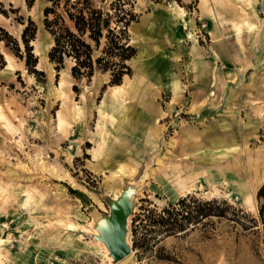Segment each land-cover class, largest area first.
Instances as JSON below:
<instances>
[{"label":"rangeland","instance_id":"1","mask_svg":"<svg viewBox=\"0 0 264 264\" xmlns=\"http://www.w3.org/2000/svg\"><path fill=\"white\" fill-rule=\"evenodd\" d=\"M47 2L0 0L11 38L35 24L42 72L0 43V264H264V0H135L136 54L113 105L107 74L76 80L69 61L47 62ZM189 197L221 217L132 233L136 214ZM124 199L129 253L114 261L100 230Z\"/></svg>","mask_w":264,"mask_h":264},{"label":"trees","instance_id":"2","mask_svg":"<svg viewBox=\"0 0 264 264\" xmlns=\"http://www.w3.org/2000/svg\"><path fill=\"white\" fill-rule=\"evenodd\" d=\"M31 1V0H30ZM48 5L42 10V27L50 36L52 42L46 53L47 62L58 72L64 62L69 61V75L73 79H89L98 71L108 75V84L118 85L121 78L130 75L127 63L135 56L136 50L130 43L128 28L138 17L133 11L135 0H47ZM153 3H167L178 0H150ZM32 2H26L29 9ZM0 14L7 18V13L1 8ZM22 26L19 41L11 38L0 27V43L9 53L23 63L28 75L35 79L42 72L36 68L37 57L32 50L36 26L27 19ZM0 54V70L6 66ZM75 193V192H73ZM79 195V194H77ZM79 199L80 196H78ZM178 199L173 205H166L160 210H145L147 216L138 213L131 220L132 233L134 223L138 221L142 231L145 227L151 230L171 234L184 230L185 223L197 221L208 216L221 217L216 212V201L204 202V210L198 209L192 197ZM257 202V221L261 225L264 241V184L255 193ZM228 209L234 211L230 206ZM144 212V209H140ZM141 217V219H140ZM144 222V225L142 224ZM256 220H251L253 224ZM256 226V225H254ZM135 248V242H132Z\"/></svg>","mask_w":264,"mask_h":264},{"label":"water","instance_id":"3","mask_svg":"<svg viewBox=\"0 0 264 264\" xmlns=\"http://www.w3.org/2000/svg\"><path fill=\"white\" fill-rule=\"evenodd\" d=\"M131 30H135V28L132 27ZM121 210L123 211V214H120ZM129 211L130 206L125 199L120 203L113 202L111 204L109 218L100 230V232H102L106 228H109V232L104 238V242L114 261L123 258L129 252V247L125 245L124 241L126 234V218ZM118 215H120L119 220H117Z\"/></svg>","mask_w":264,"mask_h":264},{"label":"crops","instance_id":"4","mask_svg":"<svg viewBox=\"0 0 264 264\" xmlns=\"http://www.w3.org/2000/svg\"><path fill=\"white\" fill-rule=\"evenodd\" d=\"M121 85H125V86H126L127 83L123 82ZM121 85H120V86H121ZM118 95H121V91L114 92L113 87H112V92L110 93V99H109L110 104L113 105V104L116 102V97H117ZM101 119H102V120L104 119V115L101 116ZM110 120H111V119H110ZM110 120H109V122H110Z\"/></svg>","mask_w":264,"mask_h":264},{"label":"bare ground","instance_id":"5","mask_svg":"<svg viewBox=\"0 0 264 264\" xmlns=\"http://www.w3.org/2000/svg\"><path fill=\"white\" fill-rule=\"evenodd\" d=\"M181 22H183V20H181ZM186 30V28H183V31H185ZM113 90H114V92H117V91H121V92H124L125 91V85H121V86H117V87H114L113 88ZM135 188V187H134ZM134 188H133V190H134ZM115 198V197H114ZM122 201H124V200H120L119 201V203L120 202H122ZM122 211V210H121ZM123 212V211H122ZM109 229V228H108ZM129 253V252H128Z\"/></svg>","mask_w":264,"mask_h":264}]
</instances>
